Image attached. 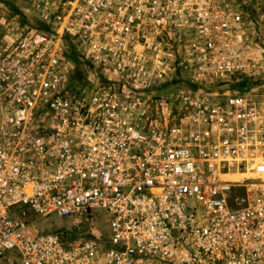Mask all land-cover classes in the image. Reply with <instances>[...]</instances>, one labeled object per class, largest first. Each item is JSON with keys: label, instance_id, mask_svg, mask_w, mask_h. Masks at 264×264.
<instances>
[{"label": "built area", "instance_id": "1", "mask_svg": "<svg viewBox=\"0 0 264 264\" xmlns=\"http://www.w3.org/2000/svg\"><path fill=\"white\" fill-rule=\"evenodd\" d=\"M11 1L0 264H264V117L223 93L250 67L240 2Z\"/></svg>", "mask_w": 264, "mask_h": 264}, {"label": "rangeland", "instance_id": "2", "mask_svg": "<svg viewBox=\"0 0 264 264\" xmlns=\"http://www.w3.org/2000/svg\"><path fill=\"white\" fill-rule=\"evenodd\" d=\"M243 17V34L248 45L250 67L247 73L236 75L229 83V89L224 94L233 90L247 95L260 109L264 117V0H238ZM14 4L11 0H0V15L3 6L9 8ZM10 9V8H9ZM170 50L165 51L164 58L169 61L172 57ZM175 73H169L168 75ZM178 74V73H177ZM40 225L45 230H61L69 224L56 217H46L40 220Z\"/></svg>", "mask_w": 264, "mask_h": 264}, {"label": "bare ground", "instance_id": "3", "mask_svg": "<svg viewBox=\"0 0 264 264\" xmlns=\"http://www.w3.org/2000/svg\"><path fill=\"white\" fill-rule=\"evenodd\" d=\"M250 176H251V173L249 171L227 172V173H224L222 175V177L231 178V179H235V180H241L245 177H250Z\"/></svg>", "mask_w": 264, "mask_h": 264}, {"label": "trees", "instance_id": "4", "mask_svg": "<svg viewBox=\"0 0 264 264\" xmlns=\"http://www.w3.org/2000/svg\"><path fill=\"white\" fill-rule=\"evenodd\" d=\"M7 4H9L8 6H9V8H10V10L11 11H16L17 9H16V7L14 6H11V4L9 3V2H7ZM41 28H44L45 26H44V24L43 23H41V24H38ZM231 86L229 85V88H230Z\"/></svg>", "mask_w": 264, "mask_h": 264}]
</instances>
